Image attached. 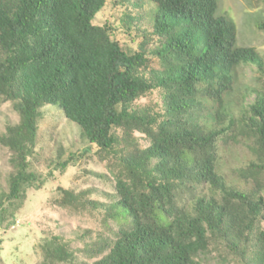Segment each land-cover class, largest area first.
<instances>
[{"label": "trees", "instance_id": "trees-1", "mask_svg": "<svg viewBox=\"0 0 264 264\" xmlns=\"http://www.w3.org/2000/svg\"><path fill=\"white\" fill-rule=\"evenodd\" d=\"M108 1L0 0V98L19 116L0 134L13 168L0 213L23 202L26 188L41 187L30 159L42 110L55 106L116 166V194L106 203L89 200L88 191L61 190L63 208L99 213L106 223L96 237L81 235L95 238L83 251L92 264H203L200 255L214 251L238 264H264V90H253L249 104L241 96L239 117L227 104L237 68H253L264 89V57L237 46L233 21L216 15L218 0H147L156 7L150 31L130 12L119 29L95 25ZM141 1L114 5L127 11ZM155 37L160 45L150 53L145 40ZM147 55L161 69H151ZM154 93L160 104L139 103ZM229 133L254 138L256 161L240 171L242 185L219 167L218 142ZM71 163L58 159L54 169L63 174ZM42 253L46 264L76 260L59 236L46 240Z\"/></svg>", "mask_w": 264, "mask_h": 264}, {"label": "rangeland", "instance_id": "rangeland-1", "mask_svg": "<svg viewBox=\"0 0 264 264\" xmlns=\"http://www.w3.org/2000/svg\"><path fill=\"white\" fill-rule=\"evenodd\" d=\"M155 10V5L147 0H142L139 8L131 5L127 11L125 6L114 5V0H109L105 8L96 14L94 23L98 26L107 24L119 29V20L130 12L133 16L140 17L138 26L141 29L150 31L154 24ZM216 15L228 17L233 21L237 30L238 47L255 48L264 57V30L258 28V25L264 22L262 1L218 0ZM117 39L120 42H129L123 33H117ZM145 42L150 53L160 45L156 37L146 39ZM128 45L133 50L138 49V41ZM147 57L150 59L151 69H161L156 57L151 55ZM253 70L247 66L236 69L237 83L235 90L227 98V104L232 107L237 117L240 115L241 96L244 98L242 103L249 104L255 98L253 90H264L263 85L255 81ZM160 102L161 94L154 93L142 98L139 103L148 106ZM57 108L47 106L42 110L37 155L30 159V169L41 177V187L26 188L23 202L9 206L3 216L0 213V264H46L42 246L52 236H59L71 243V248L76 253L73 264H92L95 259L89 258L83 251L87 243L95 238L92 236L83 239L81 235L91 231L96 237L97 234L106 232V223L99 213L79 214L63 208L59 202L62 198L61 190H67L77 194L88 191L89 200L106 203L108 195L116 194L114 174L116 166L109 159H100L96 154V148L81 137L79 127L67 120ZM203 120L209 123L208 126H215V123L205 118ZM18 122L19 116L13 104L0 98V134L8 125H15ZM136 136L140 139L141 146L145 148L148 145L145 136L139 133ZM253 139L239 133H229L218 142L221 172L241 185L245 181L239 178L240 171L251 161H256ZM10 157L9 151L0 145V192L7 191V179L13 169ZM58 159L73 161L63 174L54 169ZM262 190L264 195V187ZM110 225L114 230L117 229L115 224ZM262 229L264 230V219ZM222 255L225 256L223 253ZM198 259H204L203 264H238L230 256L220 257L218 251L211 252L210 255L201 254Z\"/></svg>", "mask_w": 264, "mask_h": 264}]
</instances>
